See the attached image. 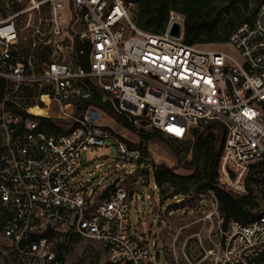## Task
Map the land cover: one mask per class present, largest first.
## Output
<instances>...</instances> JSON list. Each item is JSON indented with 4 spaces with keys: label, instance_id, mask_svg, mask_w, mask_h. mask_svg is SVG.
I'll return each mask as SVG.
<instances>
[{
    "label": "built area",
    "instance_id": "2783aa9c",
    "mask_svg": "<svg viewBox=\"0 0 264 264\" xmlns=\"http://www.w3.org/2000/svg\"><path fill=\"white\" fill-rule=\"evenodd\" d=\"M252 1L227 38L233 55L185 43L173 11L153 34L136 26V6L125 0H0V264H67L59 244L69 239L96 244L112 264H149L146 239L130 232L137 187L122 182L130 174L103 188L74 180L83 152L108 143L142 172L152 163L138 141L81 103L97 89L115 121L180 142L220 123L216 184L246 194L249 167L264 160V0ZM172 22L179 37L167 34ZM75 46L87 66L76 63ZM50 106L56 115L43 114ZM37 114L66 131L55 133ZM208 193L204 220L217 223L211 252L201 246L197 260L184 255L187 264H264V206L248 223L224 222ZM174 242L169 264H179Z\"/></svg>",
    "mask_w": 264,
    "mask_h": 264
},
{
    "label": "rangeland",
    "instance_id": "374dc122",
    "mask_svg": "<svg viewBox=\"0 0 264 264\" xmlns=\"http://www.w3.org/2000/svg\"><path fill=\"white\" fill-rule=\"evenodd\" d=\"M228 2L229 0H210L207 7L202 10V14L209 18L218 15L217 26L225 32H228V28L234 26L240 18L251 13L255 6V2L252 1L251 4L249 2L247 10L233 5L227 12L220 13ZM72 28L76 29L77 26L72 25ZM196 45L203 49L235 54L234 49L228 43L207 44L204 47L197 42ZM102 112L106 117V123L111 128L121 135L131 136L133 140L140 143L151 157L152 163L147 164L145 168L148 172H142L138 164L119 160L116 147L108 143L83 152L84 164L75 174L74 180H88L89 185L103 188L112 183L118 174H130L122 181L127 187L133 188V185L137 187L130 198V232L136 238L146 239L152 256L149 264H169L167 249L172 243V238H175L174 244L178 250L179 264H187L184 255L191 262L200 258L203 255L201 246L207 253H210L209 237L213 240L217 231V223L214 216L209 220H204L208 211L212 209V198L208 190L196 193L194 180H183L177 186L163 185L161 196L164 198H162L152 174V168L155 165L164 164L174 168L179 176H189L193 169L188 165L190 155L184 154L185 141L176 142L163 134L160 135L162 139L144 140L140 131L153 132L151 127L136 125L130 128L126 124L115 121L106 112ZM56 113V109L52 106L43 111V114L49 116L56 115ZM174 150L178 152L181 165L176 166L178 160L172 153ZM258 182V186L262 189L261 208L264 206V177H261ZM141 188L143 193L140 192ZM183 190H186V195H173L176 191ZM168 211H171L170 215ZM160 219L162 221L159 225ZM105 262H107L106 254L96 244L76 241L68 246L67 264H104Z\"/></svg>",
    "mask_w": 264,
    "mask_h": 264
},
{
    "label": "trees",
    "instance_id": "16d2710c",
    "mask_svg": "<svg viewBox=\"0 0 264 264\" xmlns=\"http://www.w3.org/2000/svg\"><path fill=\"white\" fill-rule=\"evenodd\" d=\"M126 3H132L136 6V12L133 15V20L136 26L149 33L157 34L164 30L169 13L171 11L178 13L183 17V40L185 43L192 45L197 42L204 47L207 44H224L227 43V38L234 28V26L244 17L240 18L234 26L228 28V32L221 31L217 26L218 15L212 18L202 14V10L207 7L210 0H125ZM250 0H229L228 4L224 6L221 12L225 13L228 9L237 5L247 10ZM219 14V12H218ZM225 32V33H224ZM75 53H77V62L87 66V53L84 52L83 56L78 54L75 46ZM1 91V90H0ZM104 94L100 90H94L90 99L84 100V105H93L98 109L111 115L109 105L103 98ZM80 103H77V107ZM42 125L50 127L55 133H63L66 128L55 127L50 118L33 115ZM131 128H134L131 126ZM141 137L144 140L159 138L162 139V134L155 130L153 132L140 131ZM224 137V129L222 125L216 121L208 122L203 130L194 129L192 131V138L185 141L184 154L190 155L188 162L189 168L193 172L189 176H179L174 171L164 164L154 166L152 170L153 178L157 188L159 189L160 196L162 194L163 185L177 186L180 181L194 180L195 192L201 193L206 190H211L215 196L218 209L224 222L227 219L233 218L234 220L242 223L252 221L260 208L262 189L258 186V181L264 177V160L252 164L245 180L247 192L244 195H234L226 191L216 184L217 169L219 157L221 153L222 143ZM176 142L175 139H173ZM165 141V140H164ZM166 142V141H165ZM177 164L181 165L178 158V152L172 151ZM186 190L176 191L173 195H186ZM162 197V196H161ZM164 198V197H162ZM77 239L69 241L67 244H59L60 248H66L71 243L76 242ZM104 264H112L105 262Z\"/></svg>",
    "mask_w": 264,
    "mask_h": 264
},
{
    "label": "water",
    "instance_id": "95a60500",
    "mask_svg": "<svg viewBox=\"0 0 264 264\" xmlns=\"http://www.w3.org/2000/svg\"><path fill=\"white\" fill-rule=\"evenodd\" d=\"M181 25L178 22H172L167 34L172 37H179ZM145 172H148L145 170Z\"/></svg>",
    "mask_w": 264,
    "mask_h": 264
}]
</instances>
